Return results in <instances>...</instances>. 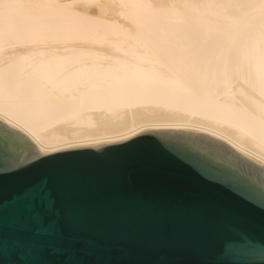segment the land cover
Returning <instances> with one entry per match:
<instances>
[{
    "label": "bare ground",
    "instance_id": "obj_1",
    "mask_svg": "<svg viewBox=\"0 0 264 264\" xmlns=\"http://www.w3.org/2000/svg\"><path fill=\"white\" fill-rule=\"evenodd\" d=\"M64 1L0 0L1 123L41 155L171 130L264 167V0Z\"/></svg>",
    "mask_w": 264,
    "mask_h": 264
},
{
    "label": "water",
    "instance_id": "obj_2",
    "mask_svg": "<svg viewBox=\"0 0 264 264\" xmlns=\"http://www.w3.org/2000/svg\"><path fill=\"white\" fill-rule=\"evenodd\" d=\"M0 142V264H264V167L220 140L151 131L41 155L0 122Z\"/></svg>",
    "mask_w": 264,
    "mask_h": 264
},
{
    "label": "snow or ice",
    "instance_id": "obj_3",
    "mask_svg": "<svg viewBox=\"0 0 264 264\" xmlns=\"http://www.w3.org/2000/svg\"><path fill=\"white\" fill-rule=\"evenodd\" d=\"M5 158L11 159L12 157L10 154L6 151L5 146L2 142H0V161H3ZM44 193L41 190H37L34 193V200H39Z\"/></svg>",
    "mask_w": 264,
    "mask_h": 264
},
{
    "label": "rangeland",
    "instance_id": "obj_4",
    "mask_svg": "<svg viewBox=\"0 0 264 264\" xmlns=\"http://www.w3.org/2000/svg\"><path fill=\"white\" fill-rule=\"evenodd\" d=\"M65 3H71L72 5L73 4H76V3H81V4H86V2H88V1H80V0H66V1H64ZM83 2V3H82ZM91 3L93 2L94 3V1H90ZM87 4H90V3H87Z\"/></svg>",
    "mask_w": 264,
    "mask_h": 264
}]
</instances>
